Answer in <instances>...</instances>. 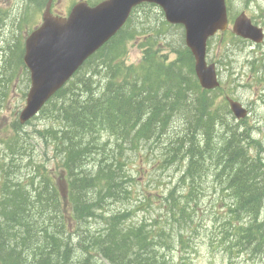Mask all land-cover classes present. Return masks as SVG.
Here are the masks:
<instances>
[{
	"label": "trees",
	"instance_id": "trees-1",
	"mask_svg": "<svg viewBox=\"0 0 264 264\" xmlns=\"http://www.w3.org/2000/svg\"><path fill=\"white\" fill-rule=\"evenodd\" d=\"M26 1L24 24L30 10L48 2ZM6 20L0 9V42ZM130 21L40 111L48 123L37 135L51 147L50 158L36 163L21 125L13 124L0 159V264H186L184 255L174 262L164 250L186 253V233L208 195L225 212L219 243L229 255H264V157L252 154L261 144L215 103V92L200 88L182 27L158 18L145 28ZM172 27L182 31L178 39H171ZM141 33L142 56L127 64L126 44ZM4 52L0 107L17 77L29 82L22 45L7 43ZM149 143L178 177L165 193L143 192L131 205L135 176L126 152ZM22 160L30 171L18 180ZM153 204L161 217L133 222Z\"/></svg>",
	"mask_w": 264,
	"mask_h": 264
},
{
	"label": "rangeland",
	"instance_id": "rangeland-1",
	"mask_svg": "<svg viewBox=\"0 0 264 264\" xmlns=\"http://www.w3.org/2000/svg\"><path fill=\"white\" fill-rule=\"evenodd\" d=\"M79 1L53 0L51 6L53 14L66 16L71 7ZM84 1L94 4L100 0ZM27 2L26 0H0V9L7 17L0 42V79L4 74V60L8 57V54L4 52L7 43H19L23 47L27 32L41 23L44 7L33 13L30 10L28 14L30 16L26 23L21 22L25 16L27 18L25 5L30 8ZM227 3H229L228 7L232 17L230 23L240 12H245L257 26L264 30V0H228ZM160 14H163L162 11L154 6L136 9L132 13L130 27L141 25V28H145L147 24H153L157 18L164 20L163 15ZM169 33L171 39L174 37L178 39L182 31L172 27ZM142 35L141 33L139 38L126 44L128 49L124 60L127 64L139 62L142 53L138 45L141 43L140 41L144 40ZM231 35L228 31L226 35L218 34L211 39L207 46V59L217 64L222 91L241 102L248 109L249 116L243 121L249 127L251 136L261 144L264 150V49L262 45L257 46L248 41H236L231 38ZM167 52L169 51L163 49V53ZM2 82H4L3 79L0 80V90H2L1 85L4 84ZM28 88L29 82L26 83L23 78L17 77L12 91L0 107V159L5 156L4 143L6 140L9 141V138H12L15 133L13 124L18 122V113L25 105ZM222 91L221 93H223ZM47 123L45 117L39 113L29 124L21 126L20 134L25 139L24 146L29 154L33 153L38 164L50 158L52 154L51 147H47L37 135V131L43 129ZM101 136L105 139L107 134L102 133ZM263 150L255 149L252 154L256 153L264 157ZM126 154L132 157L128 165L130 173L135 176L134 198L131 205L142 200L143 192H147L150 198L158 192L165 193L172 186L174 179L178 177L175 165L163 167L160 163L161 150L157 144L149 143L138 147L137 150H128ZM129 156H127V160ZM18 163H21L18 180L25 179L30 168H26L25 160ZM209 185L210 181L208 180L203 185L208 194L211 192V190L208 191ZM201 201L199 211L194 216L192 230L188 229V233H186L188 237H191V239H187L186 253H181L176 248L170 251L164 250L168 260L180 261V256L184 255L186 264H264V255H252L248 251L236 253V249H234V254L230 256L225 244L219 243L222 222L225 217L224 210L211 205L209 195L204 196ZM122 208L120 205L111 206L112 210ZM161 213L158 205L153 204L148 212L136 211L133 215V222L139 223L145 219L144 221L150 225L152 220L161 217ZM214 213L218 214L219 220L214 221L212 217ZM94 227L96 226L94 225Z\"/></svg>",
	"mask_w": 264,
	"mask_h": 264
},
{
	"label": "water",
	"instance_id": "water-1",
	"mask_svg": "<svg viewBox=\"0 0 264 264\" xmlns=\"http://www.w3.org/2000/svg\"><path fill=\"white\" fill-rule=\"evenodd\" d=\"M144 3L160 7L167 23L184 28L185 46L194 59L199 85L205 90L218 87L215 66L206 62V42L227 29L225 0H103L94 6L80 1L66 18L51 15L49 0L42 23L24 42L22 61L30 82L19 123L36 116L82 64L116 35L132 9ZM232 32L264 46L261 29L243 13L234 20ZM229 105L236 118L245 116L239 103L229 101Z\"/></svg>",
	"mask_w": 264,
	"mask_h": 264
},
{
	"label": "bare ground",
	"instance_id": "bare-ground-1",
	"mask_svg": "<svg viewBox=\"0 0 264 264\" xmlns=\"http://www.w3.org/2000/svg\"><path fill=\"white\" fill-rule=\"evenodd\" d=\"M237 129V128H236ZM229 134V133H228ZM214 137V136H213ZM203 140V139H202ZM181 152V151H180ZM160 156V155H159ZM161 157V156H160ZM180 161V160H179ZM180 165H181V163H179ZM208 173V172H207ZM27 178V177H26ZM172 218H174L173 216H172ZM179 219V218H178ZM182 222V221H181ZM181 225V224H180ZM177 226V225H176ZM150 231V230H149ZM150 236H152V235H150Z\"/></svg>",
	"mask_w": 264,
	"mask_h": 264
},
{
	"label": "flooded vegetation",
	"instance_id": "flooded-vegetation-1",
	"mask_svg": "<svg viewBox=\"0 0 264 264\" xmlns=\"http://www.w3.org/2000/svg\"><path fill=\"white\" fill-rule=\"evenodd\" d=\"M53 11V9H51V12ZM56 15V14H55ZM246 107V106H245ZM248 110V109H247Z\"/></svg>",
	"mask_w": 264,
	"mask_h": 264
}]
</instances>
